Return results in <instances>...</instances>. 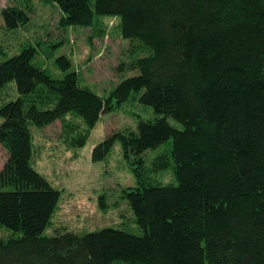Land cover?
Masks as SVG:
<instances>
[{
	"label": "trees",
	"instance_id": "trees-1",
	"mask_svg": "<svg viewBox=\"0 0 264 264\" xmlns=\"http://www.w3.org/2000/svg\"><path fill=\"white\" fill-rule=\"evenodd\" d=\"M45 1L65 28L120 16L130 46L116 70L138 73L101 92L66 55L65 75L51 74L61 42L1 51L0 264H264V0ZM30 8H3L6 28L25 26ZM132 100L154 115L136 111L137 127L106 136L92 160L121 143L136 178L123 197L144 233L44 234L61 190L34 165L33 127L61 120L63 141L82 148L103 114ZM169 168L177 182L152 178Z\"/></svg>",
	"mask_w": 264,
	"mask_h": 264
},
{
	"label": "rangeland",
	"instance_id": "rangeland-1",
	"mask_svg": "<svg viewBox=\"0 0 264 264\" xmlns=\"http://www.w3.org/2000/svg\"><path fill=\"white\" fill-rule=\"evenodd\" d=\"M12 5L26 9L31 6L29 22L17 31L7 29L2 18V9ZM61 15L52 1L0 0V61L5 59L2 50L11 56L21 51L27 41L19 42L20 39L31 42L39 40L63 44L57 46L47 62L48 69L55 77L65 75L56 64V58L60 55L68 56L84 81L96 84L101 92L138 73L116 70L120 60L127 59L128 54H123L130 46L129 41L122 37L120 16L102 17L90 27L65 28L60 24ZM136 111L147 117L154 115L152 107L132 100L123 108L103 114L82 148H72L63 141L61 120L44 128L33 127L34 165L54 187L61 190L59 207L44 234L54 235L61 229L84 234L104 227H115L134 234L144 233L135 222L130 203L123 197L122 189L134 185L136 178L123 157L121 143H115L105 160H92L94 146L106 136L120 129L137 127ZM153 153L154 150H150L147 155ZM7 158L8 152L0 143V168ZM152 178L162 183L177 182L170 168L153 173ZM103 195H106L107 207L101 205Z\"/></svg>",
	"mask_w": 264,
	"mask_h": 264
}]
</instances>
